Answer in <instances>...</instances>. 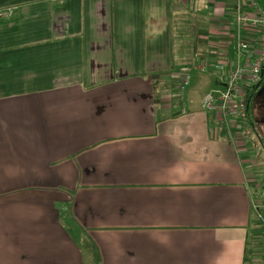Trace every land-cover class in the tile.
<instances>
[{
	"label": "crops",
	"instance_id": "0c3cea01",
	"mask_svg": "<svg viewBox=\"0 0 264 264\" xmlns=\"http://www.w3.org/2000/svg\"><path fill=\"white\" fill-rule=\"evenodd\" d=\"M236 6L0 0L12 10L0 17V264H250L261 254L251 197L264 190L247 150L212 138L203 106L184 110L160 82L185 61L174 20L214 63L230 49Z\"/></svg>",
	"mask_w": 264,
	"mask_h": 264
},
{
	"label": "built area",
	"instance_id": "2783aa9c",
	"mask_svg": "<svg viewBox=\"0 0 264 264\" xmlns=\"http://www.w3.org/2000/svg\"><path fill=\"white\" fill-rule=\"evenodd\" d=\"M11 15V9L0 12L1 18ZM228 43L233 49L232 59L226 53L224 59L211 63L202 54H197L193 63L181 70L178 85L180 94L177 97L183 98L192 70L200 73L213 71L219 89L203 99L207 129L212 138L221 137L227 142L237 144L244 140L239 128L249 121L250 98L264 69V11H260L253 0H245L243 5L242 0H237ZM251 206L253 212L261 216L262 244L259 264H264V194L259 197L252 196Z\"/></svg>",
	"mask_w": 264,
	"mask_h": 264
},
{
	"label": "rangeland",
	"instance_id": "374dc122",
	"mask_svg": "<svg viewBox=\"0 0 264 264\" xmlns=\"http://www.w3.org/2000/svg\"><path fill=\"white\" fill-rule=\"evenodd\" d=\"M260 11H264V0H253ZM245 0H242V5L244 4ZM175 17V16H174ZM233 22V21H232ZM192 32H186L181 28L179 21L174 20V49L177 53V57L179 59L185 60L183 62H177V67L175 68L176 76L174 81L171 80L166 81L165 79L161 78L160 82L162 86L165 83L170 87L171 92L173 95L180 94L179 91V82H180V72L181 70L193 63L192 54L194 50L197 48V45L194 40L191 38ZM232 48L230 47L229 50H224V53L228 54L229 58H233ZM179 55V56H178ZM191 56V58H190ZM190 58V59H189ZM189 59V60H187ZM220 59V58H219ZM187 60V61H186ZM214 73L213 71H209L207 73H200L192 70L190 73V82L184 88L183 98L180 99L176 96L174 97L175 101L182 107L184 110L186 108L193 110L198 109V107L202 106V99L209 94L216 92L219 89V86L214 82ZM170 81L172 83H170ZM166 85V84H165ZM184 103V106L182 105ZM251 118V114H250ZM252 119V118H251ZM251 120L250 122H246L243 127H240L241 136L244 137L242 143H237L238 147L240 146L242 149H246L248 153L247 160L249 161V167H251V177L250 181L254 184L261 185L262 190H264V126H260L261 124L257 123L254 124ZM240 148V149H241ZM240 152H242L240 150ZM245 161V160H244ZM262 228L257 223L255 226V239L258 244V247L262 243ZM257 252L259 249H256ZM254 251V255L251 256L250 264H259L261 258V254ZM253 261V262H252ZM258 261V262H257Z\"/></svg>",
	"mask_w": 264,
	"mask_h": 264
},
{
	"label": "flooded vegetation",
	"instance_id": "af4514ba",
	"mask_svg": "<svg viewBox=\"0 0 264 264\" xmlns=\"http://www.w3.org/2000/svg\"><path fill=\"white\" fill-rule=\"evenodd\" d=\"M251 120L264 126V69L260 73L259 81L256 84L249 104Z\"/></svg>",
	"mask_w": 264,
	"mask_h": 264
},
{
	"label": "trees",
	"instance_id": "16d2710c",
	"mask_svg": "<svg viewBox=\"0 0 264 264\" xmlns=\"http://www.w3.org/2000/svg\"><path fill=\"white\" fill-rule=\"evenodd\" d=\"M198 51H196V50H194V52H193V54H192V59L194 60L195 59V56L197 55V54H206V51H200L199 49H197ZM250 111V110H249ZM249 121H250V123H251V119L249 118Z\"/></svg>",
	"mask_w": 264,
	"mask_h": 264
}]
</instances>
